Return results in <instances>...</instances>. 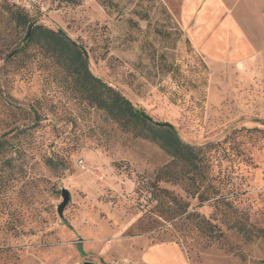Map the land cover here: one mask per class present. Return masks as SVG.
<instances>
[{"label":"rangeland","instance_id":"1","mask_svg":"<svg viewBox=\"0 0 264 264\" xmlns=\"http://www.w3.org/2000/svg\"><path fill=\"white\" fill-rule=\"evenodd\" d=\"M169 1L0 0V264H263L264 0H224L202 54ZM13 4L81 46L92 74L152 120L202 146L201 183L162 178L181 164L73 90L53 58L25 44ZM62 189L70 201L59 216ZM162 189L186 212L161 207Z\"/></svg>","mask_w":264,"mask_h":264},{"label":"trees","instance_id":"2","mask_svg":"<svg viewBox=\"0 0 264 264\" xmlns=\"http://www.w3.org/2000/svg\"><path fill=\"white\" fill-rule=\"evenodd\" d=\"M7 12L11 15L16 27L26 28V36L30 29L29 36H25L23 40L25 44L36 45L53 58L55 64L70 79L73 90L77 91L88 104L104 111L110 119L118 123L124 132L130 133L135 138L153 142L172 160L181 164L179 171L175 173L168 166L165 167L159 172L162 178L175 182L189 181L192 185L195 180L201 183L205 177L204 171L201 170L202 146L183 141L176 129L168 123L161 122L160 125H155L150 117L124 96L119 89L93 75L89 69V61L84 49L70 39H65L61 34L62 31L36 24L15 4L10 6ZM186 41L189 43L187 38ZM1 149H3V141L0 140V151ZM161 193L163 198L168 199L166 202L159 200L161 207L167 202L175 204V210L176 205L178 208L181 207L175 198L167 194V191L162 189ZM198 199L200 203L208 200L203 194H199ZM176 211H179V214L186 212V210ZM191 217L198 221L199 226L209 230V237L212 236L213 227L203 216L193 213ZM261 235L264 238V234Z\"/></svg>","mask_w":264,"mask_h":264},{"label":"crops","instance_id":"3","mask_svg":"<svg viewBox=\"0 0 264 264\" xmlns=\"http://www.w3.org/2000/svg\"><path fill=\"white\" fill-rule=\"evenodd\" d=\"M169 2V10L175 15L181 30L193 47L202 54L197 42L208 39L207 31H205L207 23L209 25H213V22L219 24L218 20L221 18L219 12H224L226 8L224 0H175L173 2V6L176 5L175 9L171 0ZM232 25L233 22L231 21L230 26ZM243 51L245 56L249 54L248 49H243Z\"/></svg>","mask_w":264,"mask_h":264},{"label":"water","instance_id":"4","mask_svg":"<svg viewBox=\"0 0 264 264\" xmlns=\"http://www.w3.org/2000/svg\"><path fill=\"white\" fill-rule=\"evenodd\" d=\"M29 33H30V29H29V31H28L26 37L29 36ZM61 34H62V36H63L65 39L69 40V38H68L64 33L61 32ZM150 120H151L155 125H160V124H161V123H159V122H156V121L152 120L151 118H150ZM61 197H62V202H61V204L57 207V213L59 214V216L62 215L63 208H64V207L67 205V203L70 201V195H69V192H68L66 189H62V190H61ZM84 264H93V263H92V262H85ZM263 264H264V261H263Z\"/></svg>","mask_w":264,"mask_h":264}]
</instances>
